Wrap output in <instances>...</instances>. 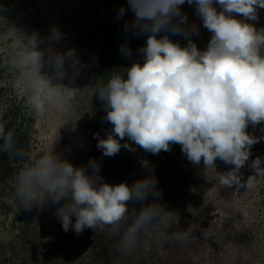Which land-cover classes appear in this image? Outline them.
<instances>
[{
	"label": "clouds",
	"instance_id": "9594fccd",
	"mask_svg": "<svg viewBox=\"0 0 264 264\" xmlns=\"http://www.w3.org/2000/svg\"><path fill=\"white\" fill-rule=\"evenodd\" d=\"M185 2L195 5L202 25L211 33L204 50L188 39L198 28L181 14ZM127 5L134 18L125 22V31L146 34L144 45L136 50L143 63L134 61L124 72L113 71L103 83L90 86L91 97L95 94L103 102L102 120L111 125L104 137L93 134L96 147L105 156L118 153L121 147L135 151L127 141L121 143L127 137L144 151L157 154L178 143L188 161L203 162V175L219 189H251L256 177L264 175V159L251 161L254 174L244 181L240 169L251 147L264 139L246 131L249 125H264V27L247 21L258 19L264 0H127ZM125 11L121 6L117 18ZM0 30L9 40V70L14 82L23 87L31 114L37 119L55 116L60 127L74 125L79 118L71 119L75 109L69 92L77 88L59 81L67 77L71 84L84 67L76 50L56 47L63 34L55 26L41 37L36 31L17 29L0 14ZM170 35H183L186 43L182 46ZM119 51L125 57L133 53L127 41ZM5 111L0 105V152L9 155L14 168L19 208L60 204L55 216L63 231L71 228L79 234L85 228H108L109 235L118 237L117 247L123 253L134 250L142 233L156 232L165 222L168 228L178 223V217L157 202L161 193L147 159L140 160L146 174L131 185L102 182L97 160L74 166L56 151L57 139L41 152L30 145L18 146L15 128L5 127ZM217 158L233 167L218 173ZM150 194L152 202L143 203ZM130 199L142 203L139 210L129 209ZM194 227H177L168 231L167 238L183 243Z\"/></svg>",
	"mask_w": 264,
	"mask_h": 264
},
{
	"label": "rangeland",
	"instance_id": "374dc122",
	"mask_svg": "<svg viewBox=\"0 0 264 264\" xmlns=\"http://www.w3.org/2000/svg\"><path fill=\"white\" fill-rule=\"evenodd\" d=\"M37 10L34 14V10L31 8L29 0H0V14L4 15L7 22L17 29L33 32L36 31L41 37H46L51 31L53 26L58 28L63 34L62 39L56 44L58 49L67 50L68 48H74L80 59V63L84 65L80 73L75 77L71 84H68V78L65 77L60 83L67 84L69 87H74L69 92L71 103L75 109V114L71 117L73 121L79 118L75 124L68 123L60 127V121L55 116H49L44 119H37V127L39 134L36 135V141L32 146L37 152H41L43 148H46L45 141L50 144L54 139L56 151L61 153L62 157L69 160L74 166H85L90 158H94L100 165L99 175L102 177V182L109 184H118L121 182H127L133 180V177H143L147 170L140 164L141 159H147L154 167V174L161 172L166 174L165 179L155 175L157 180V187L160 189V196L157 201L164 199L168 190L177 193V201L183 202L185 207H180L184 212L182 218H186L188 214H191L190 225H194L191 235L194 236V232L197 227L205 226L207 219L201 218L196 211H192L191 206L199 204L200 200L204 197V185L203 179L195 184L199 186L197 198L194 199L196 194H192V199H188L186 195V187L169 189V184L179 177L185 179L186 183L189 179V173L192 172L196 177L202 178L203 167L196 168L194 164L188 161L181 151L180 145L172 144L170 151L161 150L157 154L146 152L139 146L128 140L127 137L121 141L123 144L127 141L132 144L135 151H129L124 147H121L118 153L105 156L102 151L96 147V137L94 133H98L99 137H104L106 132L110 130L111 125L102 120L105 115V109L103 102L97 99L94 94L91 97L92 88L90 87L95 82L103 83L100 80L101 75H105L104 79H107L109 73L113 71L124 72L127 67L131 66L134 61L143 63L142 55L137 54V49L142 47L146 40L145 35H133L131 32H126L124 24L126 21H131L134 18V13L128 9L127 0H36ZM21 4V7L18 6ZM124 6L125 14L117 18L118 9ZM219 11V6L215 5ZM181 14L187 17V23L195 24L198 28V33H192L188 36L199 50H204L207 46V42L211 36V33L202 25L201 19L196 13L195 5H189L187 2L181 6ZM259 16H264V8L257 10ZM235 18L240 19V14L233 13ZM163 33H159L161 35ZM173 41H179L183 46L186 40L183 35H170L169 37ZM127 41L129 47L132 48L133 53L131 57H125L119 51L120 45ZM9 40L3 35V31L0 30V55L7 57L9 55ZM44 47V44L39 45ZM6 63V62H5ZM70 75V74H69ZM103 81V80H102ZM98 116V120L94 121L98 124V127L91 123V118ZM60 127V128H59ZM45 139V141H44ZM233 165L223 164L221 169L216 167L218 173L228 171ZM165 170V172H164ZM158 174V173H157ZM216 173L213 172L212 175ZM134 179V180H136ZM133 180V181H134ZM128 184L131 185L132 182ZM215 185V184H214ZM217 186V185H216ZM167 188V191H166ZM220 190V189H219ZM218 190V191H219ZM256 187L253 186L249 190H239L236 193H246L243 195V200L249 202L253 200ZM249 192V194L247 193ZM219 193V192H218ZM231 191V197H233ZM152 199L151 194L146 199ZM250 198V199H249ZM239 199V198H237ZM132 208L139 210L141 205L139 201L133 200ZM63 202V201H62ZM215 205L219 204V201H214ZM131 210V208L129 207ZM48 211H45V220H47ZM243 215V216H242ZM240 216V221H245L244 225L249 226L247 221H251L244 215ZM8 219H11V214H6ZM50 218V214H49ZM190 218V217H189ZM237 218V217H236ZM238 219V218H237ZM256 223L259 225L258 232L245 231L244 241L239 242L238 246L235 245L234 253L243 250H247V256L251 260V264H264V230L262 221L259 217H256ZM53 225L49 221L47 232H52ZM7 235L8 239L17 240L16 227H8L7 223ZM57 228L52 233L56 234ZM191 236L189 239H192ZM114 236H107V244L111 247L102 249V252L98 253L99 258L103 259L105 264H126V261L136 258L137 264H166L165 257L169 259L165 250H161L165 243L163 241L156 240L152 242L148 248L142 247L128 253H123L117 250V241L112 243ZM157 242V243H156ZM9 244V243H8ZM207 244V239H204V245ZM10 245V244H9ZM83 244L78 243L76 249L72 253L71 259L63 264H87L91 260V254L89 251L82 250ZM216 251V257L219 258L221 252L218 249V243L213 246ZM251 256V257H250ZM8 259L9 264H19L17 258ZM12 258V259H11ZM161 259V260H160ZM237 258L229 256V262L235 264L233 260ZM207 262L204 264H218L214 259L206 257ZM244 262V260H243Z\"/></svg>",
	"mask_w": 264,
	"mask_h": 264
},
{
	"label": "trees",
	"instance_id": "16d2710c",
	"mask_svg": "<svg viewBox=\"0 0 264 264\" xmlns=\"http://www.w3.org/2000/svg\"><path fill=\"white\" fill-rule=\"evenodd\" d=\"M29 2L35 14L38 8L37 1L29 0ZM18 6L21 7V4L18 3ZM247 22L255 24L257 28L264 27V16L258 15L256 21ZM104 77L105 75H101L100 71L101 82L106 80ZM0 105H4L6 108L5 119L8 120L5 126L6 129L14 127L17 132L18 146L28 147L30 145L32 148L36 141V135L39 134L38 121L31 114L26 103L23 87L13 80V75L7 64V57L1 55ZM44 120L46 121V119ZM95 120H98V116L91 118V123L98 127V124L94 123ZM246 131L257 137L264 136V125L258 124L255 128L249 125ZM45 144L47 146L46 141ZM257 157L264 159V139L259 140L251 147L248 161L240 169L242 181L246 180L249 175L254 174V170L250 167V164ZM215 163L219 169L224 164L218 158ZM194 165L198 169L203 167V162L201 161L200 164ZM212 173L213 171H209L208 174L212 175ZM154 175H158L162 179L166 177V174H163V169L161 172L156 171ZM201 177H196L195 174L190 172L187 183L185 179L175 177L168 188L186 187L187 198L192 199V194L198 193L199 190V186L195 183L203 179V193L205 195L199 204L192 205L191 208L201 218L207 219L205 226L209 227V229L202 226L197 227L194 236L190 234L193 238L187 239L183 243L168 239V231H174L177 227L180 230L187 229L190 226L192 215L188 214L185 219L182 218L185 213L181 211L180 207H185L184 203L176 200L178 198L176 192L167 191L166 188L167 192L164 199L157 202L163 204L167 210L173 212L178 217V223L168 228V222H165L156 232L142 233L138 238L134 250L142 247L148 248L152 242L159 240L165 243V246L161 247V250H165L170 257L169 259L167 256L165 257L166 264H204V262H207L205 261L206 257L218 261L216 262L218 264H232L231 261L229 262V256L233 254L237 258L233 260V262L236 261L235 264H251V260L247 256V250H243L241 253L239 251L234 253V249L235 245L238 246L239 242L244 241L243 236L245 231H252L253 233L259 231V225L256 223L257 216L262 221V229L264 230V175H258L255 179L254 186L256 187V191L253 195L254 202L250 198L249 202L243 200V195L246 193H240L237 197L238 194L236 193L237 191H234V186L219 190L214 185L215 182L207 180L203 173ZM134 179H136V176L133 177ZM131 181H127L126 183L128 184ZM14 182V168L10 163V157L6 152H0V264H9L8 259L10 256L17 258L19 264L67 263L71 259L72 253L78 243L83 244L81 246L82 250L89 251L91 254L90 264H105L104 260L99 258L98 253H101L102 249L110 247L106 240L107 236L109 237L108 228H85L79 234H76L70 228L69 231L65 232L55 216V211L60 207V204L54 205L49 202L40 209L35 206L31 209L19 208L20 202L14 195ZM239 190L246 189L242 187ZM231 191L234 193L233 197H231ZM247 193L249 194V192ZM195 198H197V194ZM216 199L219 201L217 205L214 203ZM150 202H152V199L148 198L143 203ZM61 203L63 202L61 201ZM126 203L132 209L133 201L129 200ZM139 204L142 206L140 201ZM45 211H48L47 220H45ZM245 212L247 213V218L251 220L247 221L249 226L244 225L247 219L239 222L240 216ZM8 213L11 214V219L6 217ZM49 221L53 225L52 232L57 228L56 234L46 231ZM7 223L8 227H16L18 231L17 240L10 241L8 239ZM114 237L112 238V243L118 240V237ZM205 237L207 239L206 245H204ZM216 243H218V249L221 250L218 253V259L216 257L217 253L213 249ZM126 264H137V260L136 258L128 260Z\"/></svg>",
	"mask_w": 264,
	"mask_h": 264
}]
</instances>
